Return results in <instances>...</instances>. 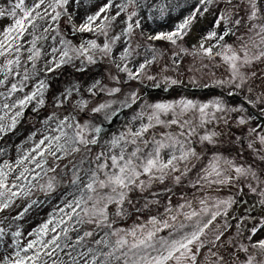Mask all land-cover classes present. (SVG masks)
Here are the masks:
<instances>
[{"label":"snow or ice","instance_id":"obj_1","mask_svg":"<svg viewBox=\"0 0 264 264\" xmlns=\"http://www.w3.org/2000/svg\"><path fill=\"white\" fill-rule=\"evenodd\" d=\"M169 2L165 0H104L98 10L91 14H86L84 18L79 19L80 0H34V3L29 5L26 0H15L7 6L0 7V19L10 18L11 22L0 30V57H10L15 53V59H6V63L0 71L4 73L5 80L13 71V65L16 66V75L19 76V66L21 63L20 52L24 48V43H28L31 47L28 48V60L32 62V66L36 69V75L40 70L37 68L36 61L41 53L37 48L38 41L47 36L36 35L37 31L42 27L39 21L44 25L43 31L45 33L54 31L56 35L60 36V48L55 46L56 37L53 36V47L51 48L50 56L52 57L45 63L44 73L47 75L60 68L62 65L73 63L74 60H81L82 66L79 70L83 71V62L88 64H96L97 59L109 60L116 68V74L109 75V79L114 83L106 85L103 78L94 80L89 86V95L97 96V89L99 93L105 94L108 97H115L123 90V84L127 81L140 79L145 74L147 66L156 62L157 49L154 42L167 41L170 45L178 47V40H183L193 24L196 17L203 16L209 12L210 6L217 3V0H198L192 8V11L185 16L180 22L176 23L173 28L167 31L156 30L154 28H145V22L155 21L157 19L164 20L170 12ZM225 8L217 9L219 17L215 20L214 25L206 33L199 34L197 38V45L193 50L194 56H201L202 58H212L219 56L223 62L230 69L229 76L226 80L218 81L220 87H227L229 89L228 95L232 96L233 89L239 90L243 94L245 85L248 83L249 77L240 71L244 66L252 64L257 60H264V23L257 24L255 21L260 19L258 16L257 6L255 3L251 4V11L248 14V22L245 25L243 17L239 16L238 9L240 5L235 4L234 0H224ZM73 5L76 6L73 9ZM157 14V15H154ZM55 23L56 27L51 28L48 21ZM61 24L67 26L69 33L75 35L77 31L80 33H93L95 36H103L104 41L102 45L97 44L95 39H89L86 42H81L79 45H74L72 41L68 40L62 34ZM223 24V31L221 32V25ZM247 27V33L237 36V40L241 41L239 49H235L232 45L226 43V37L236 35L240 32L242 27ZM119 29V32L116 29ZM139 35L136 47H132L133 38ZM28 37H31L29 40ZM246 37V38H245ZM121 44L122 50L119 56L114 52L115 47ZM143 47L146 51L153 53L151 59L145 58L143 62L139 63L138 67L129 68V63H134L133 57L139 59L140 48ZM181 51L187 53L186 48ZM179 52L173 53V60L178 56ZM58 56V59H57ZM164 69L162 71H166ZM120 73L127 76V81H121ZM252 73V76H255ZM28 72L25 71L21 85L18 87L16 83L11 85L10 93L22 92L25 82L32 79ZM149 80H156L155 76H147ZM166 84L174 85L176 80H170L166 76H162ZM4 80H0V84H4ZM46 84L44 80H39L35 89L26 93L22 99H19L15 104H4L3 108L9 109L18 107L19 111L11 117V122L6 123L8 112L5 111L0 115V136L6 135L13 131L17 125V117L23 114V110L34 99H37V107L34 111H39V108L44 106V89ZM79 94V88H76ZM254 90L248 87L247 95L244 97L240 106H229L226 101L221 98L213 99L207 103L197 104L194 101L180 99L172 102H157L153 104L145 103L140 106V110L135 112L132 120L133 122L139 120L140 124L135 130L131 127L127 131H122L119 135H113L111 139L107 140L106 146L108 151H101L94 160V167L90 169V175L83 187L80 188V195L75 198L74 203L69 201L65 204L66 208L72 210L79 217L77 223L93 224L97 229L107 228L108 232L104 237L96 240L97 246L103 244L109 251L101 253L104 260L99 264H108V258L114 257L116 253L128 258L125 264H197V256L201 248L204 247L202 237L205 234V229L215 220L219 213H212V219L207 223H201L196 220V223L191 232H184L178 238L175 237L176 231L184 229L187 225L183 221H193L200 213L206 212V208H201L200 213L193 210L185 212V207L192 208L189 204L172 205L171 200L164 206V214L173 222L169 224L167 219H163L158 215H151V208L154 203L158 201L146 200L142 206L135 208L137 214L147 212L149 215L146 219L140 220L139 215L137 219L139 223L133 224L128 229L116 228L115 222L110 214V205H115V217L123 219L130 217L132 211L126 208L125 205H131L132 201L129 199V192L139 189L141 192L151 188L155 182L163 183L170 174L181 173L186 175L192 168L195 167L194 161L200 159V155L195 150L194 137L198 135L197 128L204 127L210 122H222L227 129H231L234 122L236 127L248 126L247 132V148L252 150L261 160H264V128L257 129L249 125L248 118L245 116L246 105L264 106V91L253 98ZM72 89H67L56 98V108H66L67 104L72 103L73 111L65 115L63 119H57L56 127L52 131L58 132L56 136H43V138L31 150L36 155L29 158L25 155L21 159H17L15 164L17 166L28 160L29 163L34 164V168H24L23 171L15 177L16 181L27 180L25 173L31 175L32 181H39L43 177L41 173L47 175V172H55L54 168H46L47 160L43 157L45 152L63 159L64 157L57 156V153L63 152L65 156L68 153L66 145H75L71 148L72 153H79L80 146L87 148L89 145H96L99 143L104 132L103 125L94 126L85 121L80 123L78 118L79 113L88 110L89 102L84 99L76 100L74 103L71 100ZM139 96L136 92H131L125 96L121 102L122 108L131 109L137 105ZM114 101L108 100L103 103H98L91 107L92 114L103 113L105 118L112 123V117L117 113L113 112L111 116L108 115L107 110L112 108ZM190 112H198L197 124L195 121H190L188 115ZM166 117H170L166 119ZM210 117V119H209ZM94 118V117H93ZM54 119L53 116H48L42 123L48 124ZM146 121V122H145ZM175 125L179 130L176 132L168 131L157 135L154 131L149 137L147 134L150 130L156 129L158 126H163L171 129ZM66 129H73L74 135L69 136ZM187 129V130H186ZM94 132L95 135H91ZM33 136L35 133L32 134ZM216 136L215 132L205 133L200 136V143L214 144ZM63 139L64 143H60ZM55 141V144H53ZM237 141L243 144L244 137H237ZM47 142V144L45 143ZM44 146V147H42ZM53 148L55 150H53ZM2 151V150H0ZM164 153H167L165 159ZM40 157V159H38ZM223 160V166L221 165ZM110 161V163H109ZM83 163V161L81 162ZM183 165V168H181ZM191 165V168L189 167ZM7 169V171H5ZM36 169L40 171L37 172ZM74 167L73 179L71 183L75 186L81 182L79 171ZM229 170L236 173L237 177H247L251 175L253 179H257V173L251 166L245 168L243 166H236L233 161L224 159L221 156L213 155L208 164L201 169L204 173L199 177L196 184L203 182L226 184L232 177L228 175ZM13 173L12 164L7 160L0 165V212L9 208L14 198H19L21 195L28 196L31 193V186L26 183L28 192H24L19 188L18 184L13 182L9 186V177ZM87 175V174H86ZM216 177L218 179H210ZM178 183L181 176L174 177ZM62 180H57L55 176L48 177L47 189L48 191H55L57 184H61ZM251 188V186H250ZM13 189H16L15 191ZM40 190L44 191L45 186L41 184ZM251 191L258 192L261 203L264 204V189L251 188ZM47 195V192L45 193ZM39 201H32L22 212L13 219H22L24 214L32 207L33 204H38ZM201 200V204H205ZM231 205L232 201H224ZM79 210V211H77ZM61 212L64 208L60 209ZM82 214V215H81ZM183 216V221L180 217ZM71 218V216H69ZM179 222V229L177 223ZM51 220L41 225L38 231L30 232L29 235H35L36 239L30 240L26 246L19 245L18 238L21 236L19 230L12 233V246L17 248L15 257L9 260L5 257L4 264H39L41 251L36 249L39 245L41 249H48L50 245L59 248V236L54 235L51 240L45 241L46 235ZM261 228H264V221H261ZM170 229L169 235L165 237H157V234ZM53 232L55 228L51 229ZM260 229L253 227L251 229L252 236H255ZM67 234V229H64ZM4 229L0 228V241L4 237ZM94 235L92 231H86L83 236H80L75 241L76 245L81 244L85 238H91ZM221 234L215 236V239L210 241L213 246L216 242L221 240ZM112 237H115L114 242ZM252 237H249L251 240ZM231 243V241H229ZM193 245H196L193 251ZM253 249L259 250V255L264 257V239H258L255 243L250 245ZM53 248V251L55 250ZM127 250V251H125ZM240 251L247 255V259L241 261L240 264H264V261H257L256 257L248 254V248L241 245ZM24 255H21V253ZM92 249L88 250L91 253ZM88 253H81L82 256H87ZM45 255H51V252H45ZM71 256V253H68ZM231 255V254H230ZM217 253L209 250V255L206 257L208 264H225L223 256H219L216 260ZM117 260L120 256H115ZM238 258V253H237ZM99 260L98 255L92 256L91 264H97ZM87 264V261H85Z\"/></svg>","mask_w":264,"mask_h":264},{"label":"rangeland","instance_id":"obj_2","mask_svg":"<svg viewBox=\"0 0 264 264\" xmlns=\"http://www.w3.org/2000/svg\"><path fill=\"white\" fill-rule=\"evenodd\" d=\"M14 2L15 0H0V7L7 6ZM26 2L31 5L34 3V0H26ZM103 2L104 0H80L81 6L79 7L78 23L79 19L84 18L86 14H91L98 10V7L101 6ZM117 2H119V0H117ZM165 2H168V0H165ZM197 2L198 0H170L169 15L164 20L157 19L154 22H145V28H154L161 31L170 30L176 23L180 22L192 11V8ZM234 3L240 5L238 9L239 16L237 18L243 17L245 25H247L248 22V14L251 11L252 3L256 4L258 16L260 17L255 23H264V0H234ZM225 6L224 0H217V3L210 6L208 13H205L203 16L198 15L193 21L188 35H186L183 40H178V47L170 45L167 41H165L167 43L162 44L155 43L154 46L157 49L156 62L146 67L145 74L142 75L140 79L127 81V76L124 73H120L121 81H127V83L123 84L122 92L115 97H108L105 94L99 93L98 89L97 96H90L88 91L89 86L96 79L103 78L106 85L114 83L109 79V75L110 73L116 74L117 70L107 59H97L96 64H88L85 61L83 62V71L79 70L82 66V62L77 59L74 60L73 63L62 65L60 68L55 69V71L45 75L43 71L45 63L52 58L50 56L51 48L54 43L52 37H56L55 46L60 48V36L56 35V33L51 30L45 33L43 27L48 25H44L42 21L38 22L42 27L37 31L36 35L41 37L47 36V39L41 38L37 43V48L41 53L36 61L37 68L40 70L39 74L36 75V69L33 68L32 62L28 60V48L31 47L28 43H24V48L21 49L19 54L21 60L19 66L20 75H16L17 69L15 65H13V71L8 76L7 80H5L4 73L0 71V80L5 81L4 84H0V115H3L5 111L8 112L6 123L11 122V117L19 111V108L12 107L5 110L3 108L4 104H15L19 99H22L26 93L32 92L39 80H44L46 84L43 96L45 101L44 106L40 107L39 111H34V108L37 107L38 95L37 99H34L23 110V114L17 117L16 128L6 135L0 136V150H2L0 151V165L7 160L13 167V173L10 175L8 181L9 186L11 187V184L15 182L24 192H28V187H25L26 183L31 186V193L28 196L21 195L19 198H14L13 204L3 212H0V228H3L5 233L3 240L0 241V264H4L5 257L9 260L15 257L17 248L12 246V233L14 231L19 230L21 232V236L18 240L19 245L24 247L30 240L36 239L35 235L30 236L29 233L38 231L41 225L49 220H51V223L44 236V240L49 241L54 235H58L60 247L55 248L54 245H50L48 249H41L39 245H36V249L41 251L39 264H85V261H87V264H91L93 255L99 256L97 264L105 259L101 253L107 252L109 249L105 248L103 244L97 246L95 241L104 237L109 229H97L93 224L77 223L79 217L76 216L75 213H72L71 209L66 208L65 204L69 201L74 203L75 198L80 195V188L83 187V183L87 181L88 176L91 174L90 169L94 167L93 160L95 156L101 151H108L105 142L111 139L113 135H119L122 131H127L129 127L133 130L139 127L140 121L137 120L133 122L132 117L135 112L140 110L141 105L145 103L172 102L182 98L194 101L197 104H202L222 97L230 107L233 105L240 106L241 103L237 100H226L222 96V93L228 95L229 89L227 87L222 88L217 83L222 79L226 80L230 72V69L223 62L222 58L219 56L202 58V55L194 56L192 54L197 45L198 35H196V33H206L212 28L215 20L219 17L217 9H223ZM72 7L73 9L76 8L75 5ZM10 22V18L0 19V30ZM48 23L51 25V28L56 27L55 23L51 20H49ZM61 31L74 45H79L82 41L86 42L89 39H95L97 44L100 45H102L104 41L102 35L97 37L89 32L80 33L77 31L75 35H72L64 24H61ZM116 31L119 32V29L117 28ZM220 31H223V24L221 25ZM245 33H247L246 26L242 27L240 32L236 33V35L226 37V43L232 45L235 49H239L241 41L237 40L236 37L244 35ZM28 39L30 40L31 37H28ZM138 39L139 35L133 38V48L136 47ZM184 48L188 50L187 53L181 51V49ZM121 50L122 45L118 44L114 49L117 57ZM174 52L180 53L175 57V60H173ZM152 55L153 53L151 51H146L141 47L139 59L136 60L134 56V63H129L128 67H138L139 63L143 62L145 58L151 59ZM6 59H15V53L7 58L0 57V68H3ZM164 69L167 70L162 71ZM25 71L33 78L25 82L22 92L10 93L13 83H16L18 87L21 85ZM240 71L249 77L248 83L245 85L243 94L236 89L232 91L242 101L247 95L248 87L254 90L253 98L264 91V60L254 61L252 64L242 67ZM252 73L256 75L252 76ZM147 76H155L157 79L149 80ZM162 76H166L170 80H176L177 83L174 85L166 84ZM204 86L216 87L220 92L193 94L183 91L184 88H200ZM150 87L160 89L162 93L145 95L144 88L150 89ZM69 88L72 89L71 100L73 103L80 99L89 102L88 110L78 114L81 124L87 120L94 127L98 126L100 123L108 122L103 113L92 114L90 111L91 107L108 100L114 101L112 108L107 110L108 115L111 116L113 112L124 110L126 111L125 119L119 122L111 131L104 134L98 144L89 145L87 148L80 146L81 151L78 154L71 152V148L75 145L69 144L66 145L68 148L66 156L63 152L57 153V156L64 157L63 159H57L50 154L45 158L43 157L47 160L45 167L54 168L55 172L49 171L47 175L41 173L43 178L38 182L32 181L31 175L28 173H25L27 180L16 181L15 177L19 175L24 168L31 169L34 168L35 165L25 160L23 164L17 166L15 161L23 158L25 155H28L29 158L36 155V153L31 150L39 143L43 136L47 135L54 137L59 135L58 132L52 131L57 123L55 117L63 119L65 115L73 111L72 103L67 104L66 108L55 107L56 98ZM76 88H79V94H77ZM131 92H136L138 94V104L134 105L131 109L122 108L121 102L125 99V96ZM245 108V116L248 118L249 125L257 129L264 128V125L259 123L253 116V114L256 113L264 118V106L246 105ZM249 108L252 109V112L249 111ZM53 115L54 119L51 122L48 124L42 123L48 116ZM198 116V112H190L188 119L198 124ZM169 118L170 117H166V119ZM232 124L233 126L230 130L227 129L222 122L216 123L214 121L208 123L204 127H198V135L193 139L195 142V150L200 155V159L194 161L195 167L186 175H181V173L170 174L163 183L155 182L152 184L151 188L143 192L138 188L129 192L128 197L131 199L132 204H126L125 207L132 211L130 217H125L123 219L115 217L114 213L116 207L115 205H110V214L112 219L116 221L114 226L116 228L128 229L132 227L133 224L140 222L137 219L138 215L140 220L146 219L149 213L142 212L137 214L135 211V208L142 206L146 200L158 201V203L152 205L150 214L167 219L169 224L173 222L164 214V206L169 203V200H171L173 206L180 203L186 205L190 203L192 208L185 207V212L195 210L200 213L201 208H206L207 211L200 213L193 221H183V216H181L179 218L180 221H183L187 226L184 229L176 231V238L183 235L184 232H191L196 220H199L202 225L212 219V213H219L215 220L205 229V234L202 237L204 247L201 248L197 256V264H208L206 257L209 255L210 249L211 252L217 253L216 257L211 258L212 260H216L219 256H223L225 264H240L241 261L247 259V255L240 251L241 245L247 247L248 254L255 256L257 261H264V257L259 255V250L253 249L250 246L258 239H264V228H261V221H264V204L260 202L262 198L258 192L251 191V188L257 187L264 189V160H261L259 156L247 148L246 134L248 132V126L236 127L234 122H232ZM178 130L179 129L175 125H173L171 129L158 126L156 129L150 130L147 135L151 137L153 131L159 135L160 133L168 131L176 132ZM66 131L69 136L74 135L73 129H66ZM206 132L216 133L214 144L204 142L202 145L200 143V136L204 135ZM33 133H35L34 136L32 135ZM91 135H95V133L92 132ZM238 136L244 137L243 144L237 141ZM45 143L47 144V142ZM60 143H64L63 139H61ZM53 144H55V141H53ZM53 150L55 149L53 148ZM213 155L231 160L236 166H243L245 168L251 166L257 173V179H253L251 175L247 177H237L234 171L229 170L228 175H230L232 179L226 184L203 182L201 184H196L194 187L193 185L199 177L204 175L201 169L208 164ZM164 157L165 159L167 158V153H164ZM38 159H40V157H38ZM82 161L83 163H81ZM221 165L223 166V160H221ZM74 167L81 169L79 175L82 178L81 182L75 186L71 183ZM189 167L191 168V165H189ZM181 168H183V165H181ZM5 171H7V169H5ZM36 171L39 172L40 170L36 169ZM177 175L181 176L178 183L174 179ZM51 176H55L57 180H62L61 184H57L55 191H48L47 189L48 177ZM210 179L215 180L218 178L211 177ZM41 184L45 186L44 191L40 190ZM13 190L15 191L16 189ZM46 192L47 195L45 194ZM229 199L232 201L231 205L222 203ZM201 200H204L206 203L202 205ZM32 201H39V203L33 204L22 219H13ZM61 208H64L63 212L60 211ZM69 216H71V218H69ZM253 227L260 229L255 236H252L251 232ZM52 228H55L56 231L53 232L51 230ZM64 229H67V232L70 230L69 233L65 234ZM177 229H179V222L177 223ZM86 231H92L94 235L91 238H85L81 244L76 245L75 241L77 238L83 236ZM169 231L170 229H165L158 233L157 237L167 238ZM221 233V240L216 242V246H213L210 241L214 240L215 236ZM250 236L252 237L251 240H249ZM111 239L114 242L115 237ZM229 241H231V243H229ZM192 247L194 251L196 245ZM53 248H55L54 251ZM89 249H92L91 253H88ZM46 251L51 252V255H45L44 253ZM68 253H71V256H69ZM81 253H88V255L85 257L82 256ZM21 255H24V253L22 252ZM115 256H120V259L117 260ZM115 256L108 258V264H125V260L128 259L120 253H116Z\"/></svg>","mask_w":264,"mask_h":264},{"label":"water","instance_id":"obj_3","mask_svg":"<svg viewBox=\"0 0 264 264\" xmlns=\"http://www.w3.org/2000/svg\"><path fill=\"white\" fill-rule=\"evenodd\" d=\"M153 91H155V90H153ZM121 117H122V113L118 112L116 116L112 117V121H113L112 123L102 124L103 128H104V132H106L107 130L111 129L112 125L115 124Z\"/></svg>","mask_w":264,"mask_h":264},{"label":"bare ground","instance_id":"obj_4","mask_svg":"<svg viewBox=\"0 0 264 264\" xmlns=\"http://www.w3.org/2000/svg\"><path fill=\"white\" fill-rule=\"evenodd\" d=\"M199 34H201V33H196V35H198V36H199ZM40 74H41V73H40ZM238 209H239V208H238ZM237 211H238V210H237ZM69 231H70V230H68V232H67V233H69Z\"/></svg>","mask_w":264,"mask_h":264}]
</instances>
